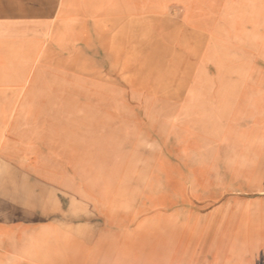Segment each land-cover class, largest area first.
Segmentation results:
<instances>
[{
	"label": "rangeland",
	"instance_id": "1",
	"mask_svg": "<svg viewBox=\"0 0 264 264\" xmlns=\"http://www.w3.org/2000/svg\"><path fill=\"white\" fill-rule=\"evenodd\" d=\"M144 1L155 10L137 23L51 33L68 51L79 32L64 82L121 84L138 101L128 108L127 163L143 135L142 169L128 171L121 201L131 212L138 200L144 217L93 251L72 236H33L32 264H196L219 255V226L235 217L262 233L264 0ZM65 196L89 222V206ZM263 249L251 254L264 261Z\"/></svg>",
	"mask_w": 264,
	"mask_h": 264
},
{
	"label": "crops",
	"instance_id": "2",
	"mask_svg": "<svg viewBox=\"0 0 264 264\" xmlns=\"http://www.w3.org/2000/svg\"><path fill=\"white\" fill-rule=\"evenodd\" d=\"M154 10L144 0H0V264H32L26 246L48 233L107 248L121 226L134 230L143 219L138 200L131 212L121 201L128 171L142 169L143 135L127 163L128 108L139 103L121 84L64 82L79 32L68 51L51 33L124 27ZM64 195L70 205H88L91 220L80 223L87 219L64 207ZM247 219L219 226V255L196 264H264L251 254L264 248L255 242L264 241V226L256 237Z\"/></svg>",
	"mask_w": 264,
	"mask_h": 264
}]
</instances>
